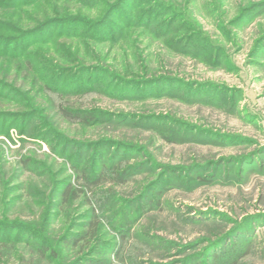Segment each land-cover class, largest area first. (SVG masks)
I'll return each instance as SVG.
<instances>
[{"label": "rangeland", "instance_id": "rangeland-1", "mask_svg": "<svg viewBox=\"0 0 264 264\" xmlns=\"http://www.w3.org/2000/svg\"><path fill=\"white\" fill-rule=\"evenodd\" d=\"M115 1L43 0L20 9L13 26L29 29L53 17L94 21ZM152 1L164 7L156 15L150 0L129 1L112 15L120 24L128 15L153 12L149 26L132 24L121 34L112 26L103 38L57 36L60 27H54L49 41L35 45L56 62L76 57L104 68L102 80L94 79L86 92H48L26 60L0 55V79L19 88L0 96V113L40 109L25 121L0 120V221L39 217L31 230L40 238L1 232L12 260L217 264L235 255L236 264H264V0ZM9 25L0 27L2 37L15 35ZM92 71L82 77L98 76ZM65 102L107 118L92 125L62 122L69 137L122 138L126 144L114 154V144L97 152L49 134L33 136L54 104ZM67 157L81 158L79 172ZM113 160L120 162L118 170L133 173L119 184L108 180L60 200L68 180L80 191L81 169L92 177L93 169ZM157 178L161 183L154 186ZM149 186L155 188L150 196ZM90 205L98 215L95 249L88 237L81 239ZM48 206L52 214L45 222ZM73 238L81 240L66 243ZM42 246L54 254H41Z\"/></svg>", "mask_w": 264, "mask_h": 264}, {"label": "trees", "instance_id": "trees-1", "mask_svg": "<svg viewBox=\"0 0 264 264\" xmlns=\"http://www.w3.org/2000/svg\"><path fill=\"white\" fill-rule=\"evenodd\" d=\"M43 0H0V27H3V25H9L8 27H14L13 31L15 32V35L13 36H5L2 37L0 35V55L7 56L9 58H22L26 60V62L31 65V67L34 68L36 72L39 73L40 79L44 82V88L48 92H58V93H73V92H86L93 87H95L96 82L95 81H101V76L105 74L104 68L101 66H85L81 60L77 59L76 57L73 59H70L65 56L66 60H59V62H56L53 58H49L48 55L45 57L42 54H39L37 50H34L35 45H39L41 43H45L50 40L52 37V34L54 33L51 29H54V27H60L58 31H56L57 36L65 34L66 36L71 37H78V36H84L91 34L93 38H103L111 29L110 27L114 26L112 29L119 32V34L122 33L123 29L132 27V24H135V26H149L151 17L156 15L160 10V8H164L163 4L160 2H154L150 0L151 8H154V14L153 12H139L135 16H129L123 17L122 22L120 24L112 23V15L113 13H117L121 7L126 5L129 1L132 0H116L112 4H110L104 12L103 16H101L100 19L94 20V21H86L82 20L81 18L77 17H53L48 18L47 20L38 22L33 28L29 29H20L18 26H13L16 21L14 17L17 13L23 11L20 9H23L26 5L36 6L38 3H40ZM140 3L136 6H138ZM256 4H252L251 6L245 8L246 10L243 11L245 13L243 17H246L247 15H250L251 13L246 12L249 9H251ZM136 6H133L131 8H134ZM162 6V7H161ZM150 7L146 8L149 9ZM145 10V9H144ZM4 13H2V12ZM242 13V14H243ZM150 14V16L146 15ZM178 16V14H177ZM177 16H175L177 18ZM149 17V18H148ZM242 16H240L237 19H241ZM8 20V22H6ZM12 20V21H11ZM149 20V22H148ZM17 25V24H16ZM83 29V30H82ZM87 34H86V33ZM51 36V37H50ZM56 36V35H55ZM50 37V38H49ZM49 38V39H48ZM34 50V51H33ZM70 59V60H69ZM49 69V70H48ZM93 70V71H92ZM92 71L93 75L91 77H82L85 72ZM97 73V74H96ZM99 77V78H98ZM95 79V81H94ZM97 79V80H96ZM127 83V82H124ZM95 84V85H94ZM127 85V84H124ZM19 88L16 87L14 84H7L5 81L0 79V96H8L13 95V93H19ZM67 102L65 103H55V111L53 112L52 116L49 114L45 117L47 122L45 121L42 128L43 130H40L38 133L32 134L33 136L38 137H49L47 134L53 136L56 138V141H60L64 143V145H71V146H78V149L83 148H89V149H95L97 152L100 149H103V147H109V145L114 144V154L120 151L122 144H126L127 140H124L122 138H111L106 140H96V141H86V140H76L73 137H69L66 134L65 128L61 125L62 122H67L69 124L72 123H79L80 125H92L97 124L105 121L107 118H103L100 112L96 111L95 109H83V108H71L69 106H66ZM40 111V109L33 108L31 111L27 113H20V112H1L0 113V120L5 119H18L19 121H25V119H32L35 116V113ZM6 115V116H4ZM49 116V118H48ZM111 118V114H109ZM23 124V123H22ZM24 131V130H23ZM47 131V132H46ZM128 146V145H127ZM65 147H63L62 152L59 154H64ZM58 149V148H57ZM72 154H69L68 156H71ZM68 158V157H67ZM80 157L78 159L74 157V160L77 161L74 162L73 159H67L69 162L72 161V167H74L75 172H79L77 169L78 167L76 165L78 164V161H80ZM118 162H115L114 160L111 161L109 164H101L97 169H93L95 172L92 177H89L85 174V171L83 169L80 170V175L77 177L80 185V191L77 190L76 187L72 186L71 182L68 180L67 184L62 186L61 192H58V196L60 197L61 201H68L72 198H76L80 196V193L85 195L86 190L88 191L93 186L99 185L102 182L110 181L113 183H121L122 179H125L128 175L133 173V170L130 169H124V170H118L120 166L117 164ZM23 164H25V167H30L32 164V160L29 158L23 159ZM75 164V166H74ZM29 165V166H28ZM159 183H161L160 179L157 178L154 182V186H158ZM59 185H54V188H57ZM154 186H149L147 188V191H149L148 196H150V192H152V189ZM53 188V189H54ZM163 191L162 188L157 191L158 192ZM52 199V198H51ZM87 199V198H86ZM89 201V200H88ZM50 202V201H49ZM91 203V201H90ZM92 204V203H91ZM88 216L90 218L89 223L87 224V229L81 236V239L88 237L91 243L94 245H90L89 249H95L96 245L99 243V235L98 231L99 228L95 226L96 223H98V215H96L94 206L90 205ZM45 222L48 221L49 217L52 214V210L48 208L43 212ZM39 220V217L35 220H22L20 218L14 219V221H0V264H31L30 261H25L22 256H16L14 260L11 259L10 251L8 250V247L6 246L8 242L7 236L1 235V232H7L9 230H17L20 234H31L35 233V231L31 230V226L35 225ZM134 221V219H133ZM132 221V222H133ZM94 226L96 227L95 229ZM121 229V230H120ZM119 230L122 231V228ZM37 237L40 235L36 234ZM227 235V232L222 235ZM218 237L217 235H214ZM21 239V238H15V240ZM79 239V240H81ZM216 239V238H215ZM76 238H73L72 241L69 240L66 243L69 245H76L78 241ZM220 241V240H219ZM65 242V241H64ZM218 242V240H217ZM216 242V243H217ZM90 243V244H91ZM44 244V243H43ZM89 245V244H88ZM88 249V250H89ZM40 253L44 254L47 250L50 251V253L53 255L54 251L51 249H48L46 247H40ZM87 250V251H88ZM83 254L86 253V251L83 250ZM237 256L231 255L226 260L220 261L217 264H236V258ZM79 261V260H78ZM78 261L74 262L75 264L79 263ZM99 262H94V264H98Z\"/></svg>", "mask_w": 264, "mask_h": 264}]
</instances>
